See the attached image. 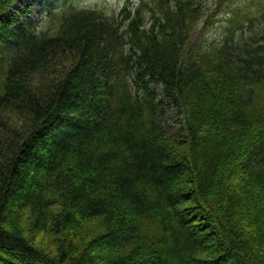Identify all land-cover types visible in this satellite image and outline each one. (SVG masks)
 <instances>
[{
	"label": "trees",
	"instance_id": "1",
	"mask_svg": "<svg viewBox=\"0 0 264 264\" xmlns=\"http://www.w3.org/2000/svg\"><path fill=\"white\" fill-rule=\"evenodd\" d=\"M14 1L0 264H264V0H214L219 39L193 45L207 0L70 2L23 24Z\"/></svg>",
	"mask_w": 264,
	"mask_h": 264
},
{
	"label": "rangeland",
	"instance_id": "2",
	"mask_svg": "<svg viewBox=\"0 0 264 264\" xmlns=\"http://www.w3.org/2000/svg\"><path fill=\"white\" fill-rule=\"evenodd\" d=\"M125 0H15L9 12L14 16L16 21L20 24L25 23L28 19L32 21L47 20L49 18V11L55 7L63 6L67 3L73 2L81 7L101 8L105 11L117 13ZM208 3H213L214 0H207ZM219 8L215 3L212 4L211 13L214 15L213 22L209 23L206 28L201 24L197 27L192 45L196 43L195 40L201 39L203 36L209 40H218L222 32V19L224 16L219 13ZM181 116L177 110L169 105L166 107V112L162 117V123L171 132H176L180 128ZM25 226L29 223V212L25 213L23 218Z\"/></svg>",
	"mask_w": 264,
	"mask_h": 264
}]
</instances>
